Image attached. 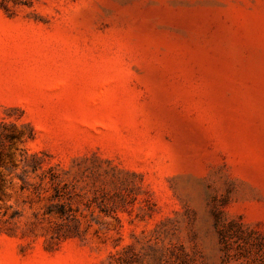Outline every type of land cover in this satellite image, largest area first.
Instances as JSON below:
<instances>
[{"label": "rangeland", "instance_id": "1", "mask_svg": "<svg viewBox=\"0 0 264 264\" xmlns=\"http://www.w3.org/2000/svg\"><path fill=\"white\" fill-rule=\"evenodd\" d=\"M0 136V264H264V0H0Z\"/></svg>", "mask_w": 264, "mask_h": 264}, {"label": "trees", "instance_id": "2", "mask_svg": "<svg viewBox=\"0 0 264 264\" xmlns=\"http://www.w3.org/2000/svg\"><path fill=\"white\" fill-rule=\"evenodd\" d=\"M3 137H6L7 139H10V136H0V142L2 141ZM36 170H37V167H34V171H36ZM45 179H46V177L43 175L42 177H40V181H39V183L37 185H32L34 190H35V192L39 193L40 191L44 190L43 186H44V183H45ZM53 181H54V178L51 179V182H53ZM22 189L25 190L26 187L24 186ZM66 206L67 205L62 204V205L59 206V210H57V212L50 211L47 214H50V215L55 214L58 217H61V218L65 217L68 220H73V221L76 220V217L73 214L72 208L69 207V206L67 208ZM76 235H78V234L70 233V234L66 235V238L75 237Z\"/></svg>", "mask_w": 264, "mask_h": 264}]
</instances>
